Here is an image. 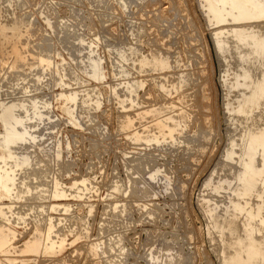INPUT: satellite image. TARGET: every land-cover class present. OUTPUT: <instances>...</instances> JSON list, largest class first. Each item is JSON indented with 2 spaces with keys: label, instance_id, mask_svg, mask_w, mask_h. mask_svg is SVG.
<instances>
[{
  "label": "rangeland",
  "instance_id": "1",
  "mask_svg": "<svg viewBox=\"0 0 264 264\" xmlns=\"http://www.w3.org/2000/svg\"><path fill=\"white\" fill-rule=\"evenodd\" d=\"M205 3L0 0V24L26 26L13 39L18 53L8 44L0 49V103L29 108L28 114L16 111L25 115L20 130L27 131L12 151L31 165L42 159L50 187L57 183L67 194L41 202L0 199V264H107L95 249L102 242L113 245L118 264H228L232 223L264 244V224L247 215L261 200L236 198L225 184L215 189L240 173L232 153L245 140L244 123L256 116L264 125L263 106L248 118L228 112L234 92L226 98L225 80L248 70L264 79V61L250 68L249 41L231 35L223 37L228 54H220L217 30L243 24L229 17L211 25ZM0 166L16 170L11 175L18 184L23 169L9 160ZM143 185L150 189L145 198L133 192ZM49 205L54 210L43 215ZM56 242L63 243L59 252ZM178 254L176 263L163 261Z\"/></svg>",
  "mask_w": 264,
  "mask_h": 264
},
{
  "label": "bare ground",
  "instance_id": "2",
  "mask_svg": "<svg viewBox=\"0 0 264 264\" xmlns=\"http://www.w3.org/2000/svg\"><path fill=\"white\" fill-rule=\"evenodd\" d=\"M203 1L206 2L205 4L208 5V6L206 5L208 7V10H205V11H207L206 12V16L208 18V22L211 25L216 24V25H220L221 26L222 23L227 22L229 17H231V19L233 21L243 24V25L233 26L231 29H228V27H227V29L224 28V29L217 30L218 32L215 33L214 38H215V43L217 44L216 48L220 52V54H228V52L230 50L229 49V47H230L229 46V42L230 41H228V42L225 41L223 39V37L231 35L232 37H234L239 42L242 41V42L246 43V41H249V46L251 48L250 49L251 52L249 53V59H248V61L250 62V68H252V69L253 68H257L259 63H261V62L263 63V61H264V0H203ZM236 1H240V3L237 4V3H235ZM203 6H204V4H203ZM247 21H253L255 23L249 24ZM23 22L22 21L21 22L15 21V22L11 23L10 26L8 24H0V37H1L0 38V49H1V52H3V50L5 49L4 46H6V44L10 45L11 48H14L13 49L14 52H17L18 48H16V47H18L19 45L17 46L15 44V42L13 41V39L15 37L17 38V37H21L22 36V34H21L22 30L20 28H21V25L23 24ZM23 25L25 26V24H23ZM9 30L13 32V33L11 32L12 33L11 35L9 33ZM73 39H74V37H73ZM61 40H63V39H61ZM67 42H68V40H67ZM45 46H47V51L51 50L48 45H45ZM236 46L238 47V45H236ZM8 47H6V49H8ZM21 48H22V45H21ZM225 48L229 49V50L226 51ZM41 49H42V47H41ZM154 56H156V55H154ZM240 56H242V55H240ZM244 67H246V66H244ZM242 71H244V70H242ZM248 71L247 72H240V73L236 72L237 74L234 73L233 76L232 75L229 76L227 81L225 80V87L227 89L226 98H229L230 94H232L234 92L232 100L229 101L227 104L225 103L226 104V109H228V112L230 110V112H233V113L235 112L237 115L246 116L247 118L250 117L251 114L255 113V111L258 110L260 107H262V106L264 107V79L258 80V78L255 77V76L254 77L256 79H254V78H252L253 77L252 73H250ZM254 72H256V71L254 70ZM258 74H260V72H258ZM258 77L260 78L261 76H258ZM10 79H11V77L9 78V80ZM11 80H13V78ZM8 83H10V82L8 81L7 85H9ZM13 83H14V81H13ZM5 86H6V84H5ZM186 86H188V85H186ZM8 102L9 103H7V104H6V102H5V104H3L4 102L0 103V108H1L0 109V123H1V127L3 129V131L0 132V161L3 162V163H6V161L8 163V160L10 162H13L15 168L23 169L22 170L23 174H22V176H19L20 179H18V180H20V181L17 184L16 179L13 177V175H11V172H14L16 170H13V168L11 167L9 169V171L7 169H6L7 170L6 171L4 168H2L0 166V199L7 198V196L10 198V195L12 196L11 198H16L18 200H25L26 198H28L29 200L37 199L39 201L40 200L44 201L45 199H51V198L52 199H57V198L67 197V194L65 195L64 192L62 193V192H59L58 190H56L57 183H55V184L52 183V186L50 187V185H51V184H49L50 182L46 181L48 179V177H49V176L46 177L49 166L47 164H45V162L42 159H39L38 162L33 163L31 165V163H29L30 159H28V157H26V156L25 157H23V156L22 157H17L13 153L12 147L14 145H17V144L20 145L21 142H24L25 132L27 131V130L24 131L25 129L23 131L20 130V127H22V124L24 123L23 121H24L25 115L24 116L22 115V117H21L20 116L21 114L18 115V113H21V112L18 111V113H16V111H17V109H22L25 112V114H28L29 108L26 105H23L22 103H16L15 100H13V101L10 100ZM81 102H82V100H81ZM199 103H200V101H199ZM22 114H23V112H22ZM29 114H30V112H29ZM35 116H36V118H38V120H39V118L42 117L39 113L37 114V112H35ZM35 116H34V118H35ZM26 117H27V115H26ZM256 118H257L256 116H254V118L253 117L250 118L249 120H247L245 118V120L248 121V122H245V123L243 122L245 124V126H246V129H244L243 131L241 130L242 131L241 135H245V140L243 139V141H241V144L240 145L238 144L239 145L237 147L238 150L234 151L232 153L233 156L235 155L234 157H236V155H238L236 164L240 167V169H239L240 171L238 170V172H240V173H238L236 171L238 173V175L235 176L234 179L232 178L230 180V182L229 181L227 182V180L222 181L219 186H215V189L216 190L223 189V185L225 184L227 186V190H229V192L231 191L232 193H235L237 196L240 194V197L236 196V198H240V199L242 198L241 196H244L243 198H245V197H249L250 194H252V195L254 194V196H256L257 199L259 198V201L261 200L262 202L261 201H260V203L258 202L257 207L254 206V207H256L255 211L246 210V212L248 211L247 215H248L249 219L251 217H255L256 219L259 217L260 218V222L264 224V125L261 128V125H259L258 120H257V119H259V117L257 119ZM28 120H30V119H28ZM176 122L178 123V121H176ZM31 124H30V126H31ZM178 124H180V123H178ZM174 125H175V123H174ZM24 126H25V123H24ZM32 126H34V125H32ZM157 126L159 127L161 125L158 123ZM164 126L166 127V125H164ZM237 126H236L235 129L238 130ZM241 126H243V124ZM245 126H244V128H245ZM160 128H164L163 125ZM160 130H162V129H160ZM30 132H28V133H30ZM165 132H167V131H165ZM233 132H235V130L232 131V133ZM232 133H230V135H232ZM169 134H170V131H169ZM239 137H241V136H239ZM29 141L30 140L28 139V142ZM26 147H25V149H26ZM28 148H29V145H28ZM14 149H16V148H14ZM35 149H36V147H35ZM18 152H19V150H18ZM231 160H233V159H231ZM139 165L140 164H138L137 166H139ZM25 166H27L28 169L24 170V168H26ZM139 167L141 168V166H139ZM132 168H131V170H132ZM136 169L137 168L135 167L133 170L136 171ZM139 169H138V172L141 171ZM128 170H130V169L128 168ZM21 173H19V175ZM135 173H136V175L138 174L137 172H135ZM15 174H16V172H15ZM132 174H133V171H132ZM137 176L139 177V174ZM130 179H131V181H133L132 180V176H131ZM135 180H136V178L134 179V181ZM140 180L142 181V179H140ZM129 182H130V180H129ZM129 182L127 184V187L129 185ZM233 182L235 183V185H234L235 187L234 186L231 187V184ZM135 183H137V182H135ZM131 184H132V182L130 183V185ZM136 186H138V185H136ZM146 187H148V186H146ZM146 187L145 188L142 187V189L140 188V190H136V188L133 187V189L135 191L132 189V186H130L129 189H127L126 187L125 188L127 190H129L130 192L133 190L134 194L136 192V194H137V195L135 194L136 196L140 195L142 198H145V197L150 196V194L148 193V191L150 189L148 188V190H146ZM225 190H226V187H225ZM137 192L139 193V195H138ZM125 193H126V191L124 192V194ZM127 195H128V193H127ZM132 195H133V193H132ZM252 195H251V197H252ZM136 199H137V197H136ZM11 200H13V199H11ZM234 200H235V198H234ZM241 201H243V200H241ZM11 202L12 201H10V203ZM245 204H247V202H245L244 205ZM248 204H249V202H248ZM233 205H235L233 207L237 208V210H238L237 212H239V213L243 212V210H244L243 207H242L243 205L237 203V201L236 202L234 201ZM254 205H256V204H254ZM122 206L126 207L125 204L122 205ZM247 206H250V205H247ZM64 207H66V204L62 208H64ZM46 208H47V206H45V207L42 206L41 212H42L43 215L47 214L48 211H53L54 210L52 205L48 206V210ZM230 208H231V205H230ZM247 208H249V207H247ZM0 209H2L1 205H0ZM119 209H120V207H119ZM128 210H129V208H128ZM128 210H127V212H128ZM225 210H226V208H225ZM61 212H66V209L64 208V210L61 211ZM118 212H119V210H118ZM118 212L116 211L117 215H118ZM237 215H238V213H237ZM113 216H115V215H113ZM242 216H244V215H242ZM115 217H113V218H115ZM238 217H240V216H238ZM221 218H222L221 216L218 217V219H221ZM234 219H236V217H234ZM249 222H250V220H249ZM259 225H260V223H259ZM239 226L241 227V225H239ZM52 227H53V224L49 222V229H52ZM215 228H217V227H215ZM245 228H243V229H245ZM102 229H104V228H102ZM228 230H229L228 234L229 235L230 234L231 235L235 234V237L231 236L230 237V238H232L231 240L228 238L229 241H227V244L228 243L230 244V245L228 244V247H229L228 250L230 252H232V255L228 259V262H225V263H228V264H264V244L263 243L258 242L255 239H252L253 237L250 234L251 232L250 233L244 232V234H243V231L239 232L240 231L239 228L238 229L235 228L233 223L230 224V226L228 227ZM248 231H250V230H248ZM43 232H44V230H43ZM238 232L240 234H238ZM219 233H220V231H219ZM47 236H48V234H47ZM226 236H228V235H226ZM42 237H44V236H42ZM43 239H45V238H43ZM223 241L225 242V239H223ZM43 242H44V240H43ZM40 244H41V242H40ZM50 244H51V242H50ZM56 244H58V246H57L58 250L57 251L58 252L61 251L63 249V243L56 242ZM88 249H89V247H88ZM95 249L100 252V255L104 256L103 259L106 258L107 264L108 263L109 264L121 263V261L119 260L118 256L112 255V253L115 250H114L113 245H111L110 243L109 244L108 243L105 244V242H102V244L97 245V247H95ZM52 252L54 253V250H52ZM229 254H231V253H228V255ZM228 255H227V257H228ZM180 256H179V254L176 257H172V255H171V256H166L164 259H163V256H162V259H163V261L165 263H173V261H175L174 263H176L179 260V258L177 259V257H180ZM153 260H152V257H151V261H153ZM155 260H156V258H155ZM180 261H181V258H180Z\"/></svg>",
  "mask_w": 264,
  "mask_h": 264
}]
</instances>
